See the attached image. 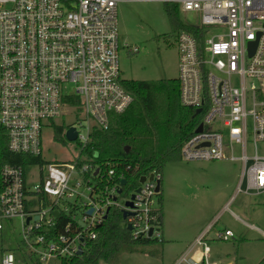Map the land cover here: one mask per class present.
Wrapping results in <instances>:
<instances>
[{
  "label": "built area",
  "instance_id": "obj_1",
  "mask_svg": "<svg viewBox=\"0 0 264 264\" xmlns=\"http://www.w3.org/2000/svg\"><path fill=\"white\" fill-rule=\"evenodd\" d=\"M132 2H162L200 15L199 24H186L192 29L178 36L181 103L201 108L182 159L240 161L231 200L264 194V0H0V124L9 150L34 159L0 168V233L20 220L24 264L79 255L110 211L129 212L123 225H132L134 238L163 240L162 172L144 174L145 181L141 176L134 185L120 171L122 161L96 163L88 154L94 133L108 130L112 115L135 100L122 82L119 59L118 6ZM73 112L78 124L65 131L76 127L78 153L68 160L46 158L45 121ZM29 164L38 167L30 179ZM34 178L39 182L31 187ZM62 215L66 220L58 224ZM217 219L174 264H217L210 261L208 238ZM215 236L226 240L234 233L226 228ZM17 263L12 251L2 258V264Z\"/></svg>",
  "mask_w": 264,
  "mask_h": 264
},
{
  "label": "rangeland",
  "instance_id": "obj_2",
  "mask_svg": "<svg viewBox=\"0 0 264 264\" xmlns=\"http://www.w3.org/2000/svg\"><path fill=\"white\" fill-rule=\"evenodd\" d=\"M169 7L176 6L162 2L119 4L121 45L119 59L122 79L179 78L178 36L183 28L172 22L167 12ZM178 10L180 23L189 25L200 23V15L197 12H184L179 8ZM135 47H138L137 51L133 50ZM234 82L239 84L238 80ZM254 82L259 84L256 79ZM71 88L68 86L67 89ZM77 119L78 114L73 112L45 121L43 144L46 158L68 160L78 153V141L68 140L65 136L66 131L63 133V140L55 138L57 128L78 124ZM80 131L81 134L86 133L84 128H80ZM248 151L252 153L251 147ZM235 154L237 156L241 154L238 145L235 146ZM230 166H234L241 175L240 161H186L181 158L168 162L162 170L164 241L139 238L140 241L136 242L133 248L124 250L113 264H174L182 242L187 240L188 245L197 234L196 229L217 214L218 221L208 234V238L211 239L210 261L217 264H264V194L239 195L251 199L252 203L246 214L239 212L236 207L238 199L230 204L231 210L239 214L244 222L237 219L230 210L220 212L218 203L229 191L224 187V183ZM37 169L38 167L34 165H26L29 179ZM38 182L39 180L34 178L29 184L32 187ZM245 184L244 182V187ZM86 201L84 197L83 202ZM79 216L81 212H78ZM13 223L15 227L5 228L0 233V264L5 253L10 251L16 254L17 264H24L20 251L23 246L21 222L14 219ZM247 223L255 224L257 228H252ZM227 227L233 231L234 237L226 240L216 238L215 232L225 230ZM193 256L197 261L202 260L201 251H197Z\"/></svg>",
  "mask_w": 264,
  "mask_h": 264
},
{
  "label": "trees",
  "instance_id": "obj_3",
  "mask_svg": "<svg viewBox=\"0 0 264 264\" xmlns=\"http://www.w3.org/2000/svg\"><path fill=\"white\" fill-rule=\"evenodd\" d=\"M167 12L174 24L192 29L178 20L177 6L167 8ZM122 82L134 94L135 100L125 112L112 115L113 123L108 130L94 133L88 154L95 158L96 163L122 161L120 171L136 185L142 175L151 174L154 170L162 172L168 162L182 158V146L193 135L201 115L181 103L179 78L123 79ZM65 128L56 129V139L63 140ZM8 143L6 131L0 124V168L5 163L25 164L32 159L25 154L12 153ZM161 217L163 220V209ZM65 220L66 217L60 216L58 224ZM123 221L121 211H110L97 227V237L87 240L82 254L54 259L50 264L116 263L124 250L133 248L140 241L126 229Z\"/></svg>",
  "mask_w": 264,
  "mask_h": 264
},
{
  "label": "crops",
  "instance_id": "obj_4",
  "mask_svg": "<svg viewBox=\"0 0 264 264\" xmlns=\"http://www.w3.org/2000/svg\"><path fill=\"white\" fill-rule=\"evenodd\" d=\"M227 178L225 179V183H224V187L225 188H228V192L226 194H224V196H222V199L220 200V202L218 203L219 204V209H221L220 212H223L224 210H230L233 215L244 222V219L241 218V216L239 214H237L236 212L232 211L231 208H230V204H232L233 202H235L237 199V204H236V207L238 208L239 212H241L242 214H246L248 211V208L250 206V204L252 203L251 202V199L249 198H246V197H239V194L238 197L235 199V200H231L232 196L234 193H232L233 191L235 192L236 188H237V185L239 183V179H240V176L239 173H238V170H235L234 166H230V168H228V171H227ZM163 194V193H162ZM162 194L160 195L161 199H162ZM243 195H248V194H244L242 193ZM251 195V194H250ZM160 199V200H161ZM161 204H162V200H161ZM163 209V208H162ZM216 214V213H215ZM217 215H213L211 218H209L206 222L202 223L197 229L195 232H197V234L194 236V238L196 239L202 232H204L206 230V228L215 222V220L217 219ZM163 219H164V210H163ZM217 223V221H216ZM215 223V224H216ZM249 226H251L252 228H257V226L255 224H250V223H247ZM215 226V225H214ZM228 228V227H227ZM230 229V228H229ZM264 232V231H263ZM195 234V233H194ZM164 237H165V233H164V226H163V240L164 241ZM193 237V236H192ZM193 238V239H194ZM191 240L189 241L188 245L186 244V241H183L182 242V247L181 249H178L177 251V254H176V259L181 255L183 254L188 248L189 246L194 242V240ZM211 240V239H210Z\"/></svg>",
  "mask_w": 264,
  "mask_h": 264
},
{
  "label": "water",
  "instance_id": "obj_5",
  "mask_svg": "<svg viewBox=\"0 0 264 264\" xmlns=\"http://www.w3.org/2000/svg\"><path fill=\"white\" fill-rule=\"evenodd\" d=\"M256 44H257V41H252V42H250V45H251V48H250V51H251V54L254 52V50H255V47H256ZM201 112V108H198V109H196V114H198V113H200ZM202 130V125H200L199 127H198V129H197V131H201ZM65 136H66V138L68 139V140H75L76 138H77V129H76V127L75 126H70L67 130H66V132H65ZM98 172V170L96 171V173ZM152 177H153V175H150V179H152ZM145 179H146V176H142L141 177V182H144L145 181ZM126 182H127V179H122V183L123 184H126ZM137 190H139V189H137ZM157 190L159 191V190H161V182L158 184V186H157ZM134 197V196H133ZM128 205H131V202H128ZM93 212V208H90L88 211H87V213L88 214H91ZM55 213H56V215L58 216L59 215V210H56L55 211ZM129 214V212H124V217H127V215ZM107 217V215H105V218ZM29 220V219H28ZM80 224L82 225V226H84V222L83 221H80ZM129 230H131L132 229V225L131 224H129L128 225V227H127ZM150 233H151V231H150ZM83 253V249L81 248L80 250H79V252H78V254L80 255V254H82Z\"/></svg>",
  "mask_w": 264,
  "mask_h": 264
}]
</instances>
